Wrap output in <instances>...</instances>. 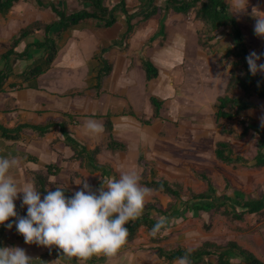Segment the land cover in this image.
<instances>
[{
  "label": "crops",
  "instance_id": "0c3cea01",
  "mask_svg": "<svg viewBox=\"0 0 264 264\" xmlns=\"http://www.w3.org/2000/svg\"><path fill=\"white\" fill-rule=\"evenodd\" d=\"M62 1L65 2L66 8L70 11L81 9L79 4L80 7L73 10L68 7L70 1L73 3L75 0ZM113 1V6H115L120 0ZM143 1L139 0L136 8H131L128 0H126V3L129 9L135 10ZM225 1L229 4L233 15L239 14L236 13L237 0ZM252 1L254 0H249L247 12L240 15L244 16V19H238L244 34L246 33L247 35H249L246 32L248 27H243L245 24L240 21H246L245 15L251 14L253 3H250ZM255 2L256 4L253 7L258 6L259 10L264 12V0H255ZM258 2H261V4L257 5ZM160 6L163 7L164 3L160 4ZM180 17L182 18L181 15L174 13L172 10L168 11L164 19L166 26L165 36H156L159 32L161 14L145 23L139 24L130 36L125 48L124 46L110 48L111 43L120 39L126 32L127 26L123 15L117 17V23L111 28L100 26L94 20H86L69 28L68 31L59 37L60 49L55 62L56 65L54 64L46 73L32 82L24 84L25 87L23 88H19V84L22 85V79L18 77L10 79L5 86V92L0 93V157L14 158L18 161L17 166L12 170V175L18 177L22 182L34 183L35 175L42 174L47 177L49 189L56 190V187L59 186L72 194L82 190V184L86 182L93 190L99 189L101 187V177L115 176L118 179L121 172L129 170L140 171L141 177L144 175L150 177L149 169L153 167L156 174L160 177L158 171L162 164L159 159L171 157L170 153L165 151L166 145H162V142L165 144H172V142L177 145L186 144L194 134V123L189 121L183 123L182 121L181 125L178 121L179 119L173 121L169 110L171 103L177 104L179 107L182 98L179 93L181 89L187 88V83L184 82V72L180 70V66H183V63L189 58L185 38H189L190 43L193 39L192 29H188V24L180 22L170 24V21L168 23V20H176V18L181 21ZM250 18H252L251 15ZM55 20L56 16L51 9L42 8L33 0H21L8 14H0V56L6 51L4 46L10 44L13 39L18 37L24 28L36 22L50 24ZM174 26L178 27L180 44L169 42V31L173 30ZM85 32L98 46L97 50H93L91 52L93 56L89 58L81 59L75 55L69 57V55L74 54V48L68 46L69 43L81 33L84 36ZM229 32L227 29L222 31L224 36L226 35L229 39L228 42H230L232 47V39L229 36ZM246 38L249 42L250 38L248 36ZM42 39L43 35L37 32L30 39L23 41L19 46V50L23 51L28 44L42 41ZM81 40H84V38ZM30 50L32 57L28 61L18 63L16 74L25 70L27 66L33 64L42 55L34 47ZM199 51L197 52L199 53ZM202 57L204 58L205 56ZM146 59H150L158 69V76L151 81L147 80L144 69L145 75L143 76L142 73V68H144L143 61ZM109 66H111V72L103 79L101 88L97 89L99 73L105 72ZM71 68L89 70L88 77L82 79L84 82L82 87L64 88L59 86V81L54 82L53 78L56 80L60 78V74L53 76L54 74L63 70L69 72ZM50 70L52 71L49 73ZM51 74L52 78L49 77ZM138 82L145 83L143 85L145 89L143 99L148 98L151 103L150 98L156 97L163 102V108L160 110L158 117L155 116L152 103V114L143 115L137 112L135 107L137 104L134 101H137L139 96L135 89L133 91L131 89L137 86ZM14 84L17 86H10ZM179 84L183 85L179 86ZM218 97L214 99V101L216 100L215 103ZM206 101H208L209 105L214 102ZM187 104H184L181 110H192L189 116L196 117L203 112H209L208 107L204 106V108L196 100L191 103L187 102ZM176 114L180 113L177 111ZM108 118L113 123L112 133L114 138L126 144V151L113 153L102 147L107 140L108 134L105 129V123ZM90 119L104 126V132L101 135L95 136L87 132L84 125ZM51 122L52 128L45 134H40L34 128L46 126ZM60 125L65 126L67 132L76 139L78 145L66 141L61 133ZM18 126H24L25 128L19 134H16V132L9 133L10 138L3 136L6 134L3 133L2 129L14 131ZM218 142L228 141L219 140ZM218 142H216L215 149ZM96 148H101L96 157L100 165L108 167L106 174L101 171H95L90 167V155L88 153H91ZM173 155L176 156L177 153ZM142 161L149 165L146 171L142 166L144 163ZM169 199L170 196L160 192L157 199L148 201L146 205L157 202L166 208L164 204L169 202ZM15 204L18 216L26 217L27 207L22 203V194L15 201ZM186 209L187 207L185 209L174 208L177 214L184 213L181 217L177 216L176 213L171 217H161H167L170 225L172 223L171 219L175 218L178 220L184 217L187 213ZM8 223L13 225L11 229L6 225H0V248H23L32 259L33 264H55L56 261H58V264H170L157 253L158 248L165 249L163 245L170 243V240L166 239L167 235L162 234L165 231L152 236L150 234L151 230L142 227L134 239L127 242L126 246L111 259L103 255H94L86 261H81L76 257H65L62 250L55 246L47 248L36 244H26L23 236L16 231L15 218L10 219ZM169 225L168 228L171 227ZM204 235L200 243H197L192 238V243L190 242L188 245L181 243L177 247L192 251L202 246L205 242L219 245L216 241L204 239ZM187 236L190 237L192 235L189 234ZM254 239L256 241L255 244L238 242V239H232L231 241L239 243L240 246L255 254L264 263V240L262 239L258 243V238L255 237ZM175 248H166V250ZM239 263V259L232 261V264Z\"/></svg>",
  "mask_w": 264,
  "mask_h": 264
},
{
  "label": "trees",
  "instance_id": "16d2710c",
  "mask_svg": "<svg viewBox=\"0 0 264 264\" xmlns=\"http://www.w3.org/2000/svg\"><path fill=\"white\" fill-rule=\"evenodd\" d=\"M21 0H0V14L6 15L10 10ZM30 1V0H25ZM42 8H49L55 14L56 20L50 24L36 22L21 30L18 37L6 46V51L0 56V93L5 92V86L14 77L22 79V85L19 88L25 87L24 84L32 82L51 69L59 55V37L68 31L69 28L81 24L86 20H94L100 26L111 28L117 23V17L123 15L126 22V32L120 39L111 43V47L127 46L130 36L134 33L139 24L145 23L155 16L161 14L159 22V32L156 36H165L166 26L164 24L165 15L168 11L172 10L181 16L187 17L194 13L196 20L202 22L207 31L204 32L205 42L203 46H215L219 34L223 30L228 29L229 36L232 39V50L225 53V58L233 57L231 61L230 76L227 81L226 92L218 97L215 105V121L218 127L222 128L223 135H235L239 139L246 138L250 133L257 136V152L252 159H247L242 155L236 154L234 148L229 142H218L215 149V156L220 162L233 165V166H247L251 168L261 169L264 168V126L256 119L247 117V112L255 106L252 103L244 101L241 97H257L264 100V75L258 73L253 76L248 68L246 57L250 53L249 42L241 28L237 18L231 12L229 4L225 0H164V6L157 4V0H144L143 3L135 10L127 7L126 0H120L115 6L110 7L106 4L105 0H78L81 9L77 11H70L66 8L65 2L62 0H33ZM40 32L43 35L42 41L33 42L28 44L23 51L19 50L21 43L30 39L33 35ZM155 36V37H156ZM34 47L39 50L42 55L36 59L33 64L26 67L19 74H16V66L20 62L28 61L32 54L30 49ZM147 80L158 76V69L155 67L150 59L143 61ZM111 66L105 71L99 73L97 89L101 88L103 79L111 72ZM105 73V74H104ZM11 87H16L10 85ZM150 101L154 107L155 116L160 115V110L163 108V102L156 97H151ZM241 118L239 121V129H233L224 126L221 122L232 121ZM52 122L46 126L34 127L40 134L47 133L52 127ZM61 133L68 143L78 145V142L72 135L67 132L65 126L60 125ZM24 126H18L14 131L9 129H2L6 138H10L9 133L16 132L19 134ZM107 132V140L104 149L113 153L124 152L127 146L124 142L118 141L113 136V123L108 118L105 123ZM101 148H96L90 155V167L95 171L107 173L108 167L100 165L97 161V154ZM144 160V159H143ZM144 162V161H142ZM145 171L149 165L145 162L142 164ZM150 180L143 183L149 188H155L167 194L175 203L183 197V187L178 184L159 177L153 167L149 169ZM200 177L206 181L207 189L202 193H192L189 202L190 207L194 214L200 212L221 213L227 218L243 222L248 215L260 214L264 212V198L258 200H247L241 192L235 193L231 196L228 194H217V189L207 173H202ZM34 184L36 189L41 192L42 198L49 190V182L47 177L42 174H37L34 177ZM230 185H226L229 189ZM65 190L67 197L73 194ZM55 191V190H52ZM189 202L187 204H189ZM186 203V202H185ZM182 204H184L182 202ZM176 205V204H175ZM175 205L164 208L159 203H150L145 205L141 217L134 221H130L126 227L129 230L128 242L134 239L140 228L145 227L151 230L154 224L158 221L154 214L160 216L171 217L174 216L176 211ZM176 208V207H175ZM184 213L177 214L183 216ZM161 232H164L162 230ZM1 246V245H0ZM158 255L165 259L170 264L186 254L192 264H232V261L239 259V264H264L259 260L255 254L240 246L237 242L230 241L223 245H218L212 242H205L202 246L195 250L188 251L185 248L177 247L173 250H166L164 248L157 249Z\"/></svg>",
  "mask_w": 264,
  "mask_h": 264
},
{
  "label": "rangeland",
  "instance_id": "374dc122",
  "mask_svg": "<svg viewBox=\"0 0 264 264\" xmlns=\"http://www.w3.org/2000/svg\"><path fill=\"white\" fill-rule=\"evenodd\" d=\"M66 1L68 2L70 0ZM105 1L109 6L114 5L113 0ZM128 3L131 8H136L139 0H128ZM162 3H164V0H157V4L160 5ZM78 4L79 3L76 2V0L73 3L70 1L68 7L73 10L80 7V4ZM250 4H252L253 7V5L256 4L255 0ZM259 4H261V2L257 3V5ZM237 11L238 8H236V12ZM240 15L241 13L234 16L237 20L239 18L243 20L244 16ZM245 17L246 21L240 22L245 24L243 27H248L246 32L249 35L245 34L250 38V52L255 51L258 54H261V60L259 63H264V38H259L254 34L253 23H255V20L250 18V15H245ZM180 19L181 21L177 18V21L175 19H170L168 20V23L170 21V24H177V22L182 24L186 23V25L188 24V29H192L193 39L190 43L189 38H185V41H187V55L190 59H186L183 66H180V70L184 72V82L187 83V88L181 89L179 93L180 97H182L179 107L177 104L171 103L169 110L170 115L173 117V121L179 119L178 121L180 124L182 121L183 123L189 121L195 125L194 127L192 125L194 134L186 144L177 145L176 143L173 144V142L172 144H165L162 142V145H166L165 151L169 152L171 157L159 159L162 165H160L158 174L161 178L178 183L183 187V197L178 204L170 197V201L165 202L164 206L167 208L168 206L176 204L175 207L180 209L190 207L189 205L191 202L189 201L191 199V194L202 193L207 189L206 181L200 177L202 173H207L211 177L218 195L226 193L233 196L237 191H240L247 200L262 199L264 198V168L256 169L247 166L227 165L217 160L214 154L216 142L219 140L230 142L236 154L242 155L247 159H252L257 152L258 138L254 133H250L244 139H239L235 135H223L221 133L222 128L217 126L214 117L216 105V100L214 101V99L219 95L222 96L225 94V84L227 86L231 70L229 65L231 61L234 60L233 57L225 58L224 56L227 51L232 50L230 42H228L229 39L226 35L224 36V33H222L218 36L221 40L217 38L218 42L215 46H212V48L203 46L202 42L206 41L204 38V32L207 31L205 25L195 19L194 13H191L187 17L182 16ZM172 29L173 30H170L168 35L170 37L169 42L180 44V33L177 31L178 27L174 26ZM81 34H79L80 36L77 35V37L69 43L68 46L74 48V54L69 55V57L75 55L78 58L85 59L93 56L91 52L97 50L98 46L95 45L88 33L85 32L84 36ZM81 37L84 38V40H81ZM7 45L4 46V49H6ZM198 50H200L199 53L197 52ZM202 56L205 57L203 58ZM74 68H71V71L69 72L63 70L54 74L53 76H58V74H60L59 80L53 78L54 82L59 81V86H63L64 88H71L74 86L82 87L84 83L82 79L88 77L87 74L89 73V70H76ZM143 69L144 68H142V73L144 76L145 69ZM51 71L52 70H50L49 73ZM53 76L51 74L49 77L52 78ZM143 85H145V83L138 82L137 86L133 87L131 91L135 89L139 96V99L134 101V103L137 104L135 106L137 112H140L143 115H148L152 114L153 107L148 98L143 99V93H145ZM182 85L183 84H179V86ZM241 98L255 106V108L247 112L246 116L252 117L261 123V118H264V100H260L255 96H242ZM193 100H196L198 104L201 103L203 107H208L209 112H203L200 116L192 117V115L189 116L192 110H181L184 104L188 105L187 102L191 103ZM206 100L214 102L209 105ZM177 111L180 114H176ZM240 120L241 118L232 121L223 120L221 123L226 127L238 130V123ZM175 153H177L176 156L173 155ZM138 172L140 173V171ZM142 178V184L144 181L150 180L148 175H144ZM227 184H230L229 189L225 188ZM146 187L149 188L148 186ZM150 189H152V195L148 198V201L157 199L161 191L155 188ZM162 195L165 197L164 194ZM182 202L184 204H182ZM188 202L189 204H187ZM154 216L157 219L161 218L160 215L154 214ZM171 222L172 223L169 225L171 227H169L166 232L162 233L167 235L166 239L170 240V243L163 245L165 249L175 248L180 246L181 243H186V245H188V243L193 241L192 238L197 243H200L203 240L201 239L203 234H205L204 239H211L212 241L218 242L219 245L226 244L232 239H238V242L241 241L245 244H255V237L258 238V243H260L262 239L264 240V212L248 215L243 222H238L223 216L221 213L202 212L195 215L194 212L189 209L184 217L178 220L173 218L171 219ZM189 234L192 236L188 237L187 235Z\"/></svg>",
  "mask_w": 264,
  "mask_h": 264
},
{
  "label": "clouds",
  "instance_id": "9594fccd",
  "mask_svg": "<svg viewBox=\"0 0 264 264\" xmlns=\"http://www.w3.org/2000/svg\"><path fill=\"white\" fill-rule=\"evenodd\" d=\"M236 13H246L249 0H237ZM255 20L254 34L264 38V12L252 7ZM219 38V37H218ZM221 40V38H219ZM261 54L252 51L246 57L253 76L264 73V63H259ZM229 67H231L229 65ZM264 126V118H261ZM88 133L95 136L104 132V126L87 120L84 125ZM18 161L0 157V225L13 227L8 223L15 218L16 231L26 244L62 250L65 257H76L86 261L94 255L109 259L116 256L128 242L126 225L142 216L152 189L142 185L141 174L135 170L121 172L119 178L101 177V187L93 190L86 182L82 190L67 197L65 190L57 186L55 191L47 190L43 196L32 182H22L12 175ZM22 194V203L27 207V216H18L15 201ZM170 221L161 217L151 229L156 236L168 229ZM0 264H33L26 251L20 247L0 248ZM58 264V261L55 262ZM174 264H192L189 254L177 258Z\"/></svg>",
  "mask_w": 264,
  "mask_h": 264
}]
</instances>
